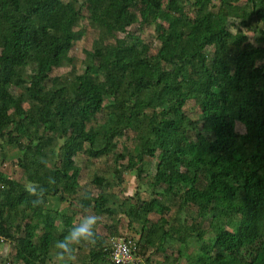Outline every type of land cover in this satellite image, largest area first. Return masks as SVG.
I'll use <instances>...</instances> for the list:
<instances>
[{"label": "trees", "instance_id": "16d2710c", "mask_svg": "<svg viewBox=\"0 0 264 264\" xmlns=\"http://www.w3.org/2000/svg\"><path fill=\"white\" fill-rule=\"evenodd\" d=\"M70 1L0 0V147L16 153L12 175L0 171V252L3 243L14 251L0 264H53V241L77 219L73 210H46L56 196L106 219L97 244L78 250L88 249L86 264H114L106 243L130 227L139 229L142 253L163 254L175 242V264H264V0ZM158 19L174 29L156 34L150 54L140 32ZM83 21L97 26V37L80 58L69 57ZM63 62L70 69L52 76ZM189 101L198 105L196 120L185 113ZM141 102L151 112H139ZM119 122L132 145L116 153ZM158 152L147 179L145 161ZM79 154L111 155L110 177L132 171L140 186L117 199L96 172L94 194L84 193ZM32 182L45 189L39 204ZM161 198L176 203L172 224Z\"/></svg>", "mask_w": 264, "mask_h": 264}, {"label": "rangeland", "instance_id": "374dc122", "mask_svg": "<svg viewBox=\"0 0 264 264\" xmlns=\"http://www.w3.org/2000/svg\"><path fill=\"white\" fill-rule=\"evenodd\" d=\"M81 1L82 0H71L70 2L72 4H75L76 6H78L81 3ZM187 9L189 12V8H187ZM83 14L85 16H88L90 13L87 9H85V10H83ZM188 15L190 17H194L196 14L193 12H189ZM83 24L85 25L84 36L82 37V39L80 41H78L74 44L71 51L69 52V57L80 58L82 56V52L84 50H89L93 40L97 37V33H98L97 26L94 25L91 27L85 21H83ZM135 27H137V25H135L134 28ZM134 28L132 29V27H131L132 30H134ZM173 29H174V25L172 23H167L162 19H158V21L153 26L143 28V30L140 32V34H141V37L144 41V45L148 49L147 51L150 54H153L155 52V49L158 47L159 42L155 38L157 33H169L171 31H173ZM230 29L234 32L236 30V28L234 26H231V25H230ZM246 35L248 36L249 41L253 40V33L251 31H248L246 33ZM69 69H70V67L64 62L60 63L58 65H55V67L52 71V76L53 75H61V74L65 73L66 71H68ZM28 70L30 72H33L35 70V65L30 64L28 67ZM13 91H14V93H16L17 95L20 96L21 101L23 102V105L27 106V100H26V95H25L24 90L21 89L20 87H18V88H14ZM111 103H112V98L109 96L105 97L104 103H103L104 109L96 117V122L98 124L103 123L105 121V119L107 118L106 107ZM151 108L152 107L150 105H148V103H146V102H141L137 105V110L139 112H143V113L151 112ZM184 110H185L186 115L190 119H192V120L197 119V116H198L197 114L199 113V108H198V105L194 101H189L187 103V105L185 106ZM116 128L122 132H120L121 134L118 136L116 134L113 136V139L118 141L117 147L115 149H113V152L119 153V152H122L123 146H125V145L131 146L132 145L131 141L130 140L128 141V139H130L132 137V135L127 132L124 123H121V122L117 123ZM60 129H61V126L58 123L57 126L55 127V131L59 132ZM237 131L242 132L243 127L238 125ZM188 135L191 139L194 138V133L192 131H189ZM159 157H160V153L158 152L155 158H153L151 160L148 159L147 161H145L144 169H145V173L147 174V179H148V177L151 178V176L154 175V171H155V168H156L157 163L159 161ZM15 158H16V153L13 149H9V148L7 149L6 148L5 150H2L0 147V171L3 172L5 175L11 176L13 171H14ZM76 163L82 169L80 179H79V184L81 187L80 189H82V191L84 190V193L87 192V193L94 194V188L90 185V180H91L93 174L96 172H102V174L108 178L109 183H111L113 180V178L110 177L111 171L114 167L113 158L111 155L103 156L97 160H91V159L87 158L86 156H84L83 154H79L76 158ZM126 163L123 162V164H126ZM121 171H122V174L120 177H121V179H123V181L125 179V182L127 183V185L123 188V190H126L127 186H130L131 188H134V189H136L140 186V182H137L136 177L132 171H128L125 169H121ZM125 182H124V184H126ZM114 191L118 192V195H119V191H120L119 188H117V190H114ZM119 196L121 197V195H119ZM143 197L146 198V196H143ZM161 202L168 206L169 212L166 213V217L169 220V222L172 224L173 222L177 221V220H174V218L177 217L176 203L171 204L168 202L167 199H164V198H161ZM68 203H70V202H64L62 206L58 204V206H61L59 209H65L67 207L66 205H68ZM74 204H78V203L74 202ZM80 208L83 212L85 210H87L88 212L93 213L92 209L88 206H85L84 208L81 206ZM74 209L75 208H73V210ZM193 212H194V210H193ZM78 213H81V212H78ZM186 215H187V213L185 215H182V218L188 219V223L190 224L191 219L188 217L186 218ZM192 217L194 218L195 215H193ZM78 218L79 217L77 216V219ZM156 219H157V217H156ZM101 221H106V219L100 218L99 222H101ZM205 228H206V226H204V229ZM97 232L103 233V229L101 227H97ZM137 233H138V231L136 232V229H131V231L123 232L121 237L128 236L129 238L131 237V239L134 240V239L138 238L136 236ZM207 236H208V234L205 235V239L207 238ZM117 239L118 238H115V237L109 238L107 243H106L107 247H110L111 243L116 241ZM166 248H167L166 252H164L166 254L152 253L148 257L143 256V259L141 257L140 258L141 264H175L174 262H172V258L173 257L176 258V256H173V257H170V256L172 254L176 253V249H179V246L175 242H171V243L167 244ZM13 253H14V251H13L12 245L9 243H3L0 255L5 257L6 255H11ZM140 255H141L140 253L139 254L137 253L136 257H140ZM167 256H168V258H170L169 261L165 259ZM146 259H148V261ZM87 260H88V249L82 248L81 251L77 252L76 258H75V261L73 262V264H86ZM52 263L56 264V257L55 256L52 259ZM177 264H185L184 259L179 258Z\"/></svg>", "mask_w": 264, "mask_h": 264}, {"label": "clouds", "instance_id": "9594fccd", "mask_svg": "<svg viewBox=\"0 0 264 264\" xmlns=\"http://www.w3.org/2000/svg\"><path fill=\"white\" fill-rule=\"evenodd\" d=\"M49 182L55 183V178L49 177ZM28 191L36 197L33 203L39 204L45 189L43 186L32 182L28 184ZM99 220L100 217L97 214L85 210L78 219L74 220L63 231L60 238L53 241L56 264H73L82 245L95 246L97 244Z\"/></svg>", "mask_w": 264, "mask_h": 264}, {"label": "crops", "instance_id": "0c3cea01", "mask_svg": "<svg viewBox=\"0 0 264 264\" xmlns=\"http://www.w3.org/2000/svg\"><path fill=\"white\" fill-rule=\"evenodd\" d=\"M252 27L253 28H255L256 27V21H253V23H252ZM124 182H125V179H124V181H123V179H121V177L120 176H117V177H114L113 178V180H112V182L111 183H109V181L108 182H106L105 183V187H106V189L108 190V191H110V192H112V193H114L116 196H117V199H124V198H126V197H132L133 196V194L136 192V190L137 189H134V188H131L130 186H127V189L126 190H123V188L127 185V183L126 184H124ZM110 184V185H109ZM109 185V186H108ZM115 188V189H114ZM117 188H119V195H121V197L118 195V192H115L114 190H117ZM141 195L142 196H144L143 195V192L141 191ZM67 202H72V204L71 203H68V205H66L67 207L65 208V209H59L62 205H63V203L64 202H62L61 200H60V196H56V197H47V199H46V210L48 211V212H54V211H56V210H62V211H65L66 213H68L69 214V212H71L72 210H73V208H75L73 211H75L76 212V215L79 217L80 216V214H78L77 213V210H80L81 208V203L80 202H78V201H74V199H72V197L67 201ZM74 202H77L78 204H74ZM62 203V204H61ZM58 204L59 205H61V206H58ZM74 204V205H73ZM92 205V204H91ZM88 207H90L91 208V206L90 205H88ZM72 209V210H71ZM169 212V211H168ZM94 213V212H93ZM95 214V213H94ZM182 216V215H181ZM167 218V217H166ZM154 220H156V216H155V218H154ZM168 220V219H167ZM169 221V220H168ZM99 225H101V224H99L98 223V226L97 227H99ZM131 229H134V228H129V230L128 231H131ZM136 229V232L137 231H139V229L138 228H135ZM127 231V232H128ZM138 238L137 239H134L133 241L135 242V245H137L136 244V242L138 241V239H139V234L137 233V235H136ZM131 238V237H130ZM134 238V237H133ZM137 248V247H136ZM152 251H153V249L151 248V249H149L146 253H142L141 252V250L140 249H138L137 248V253L139 254H141L140 255V257H139V259L142 257V259H143V256L144 257H148L150 254H152ZM166 252V251H165ZM163 254H166V253H163ZM173 256H176L177 257V252L175 253V254H172L170 257H173ZM166 260H168L169 261V259L170 258H168V256L165 258ZM174 259V257L172 258V260ZM147 261H148V259H146ZM141 262V261H140Z\"/></svg>", "mask_w": 264, "mask_h": 264}, {"label": "built area", "instance_id": "2783aa9c", "mask_svg": "<svg viewBox=\"0 0 264 264\" xmlns=\"http://www.w3.org/2000/svg\"><path fill=\"white\" fill-rule=\"evenodd\" d=\"M109 250V259L114 264H140L135 242L129 237H119L111 243Z\"/></svg>", "mask_w": 264, "mask_h": 264}]
</instances>
